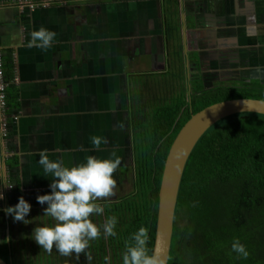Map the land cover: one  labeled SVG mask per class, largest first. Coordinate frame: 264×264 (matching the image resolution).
<instances>
[{
	"label": "crops",
	"instance_id": "0c3cea01",
	"mask_svg": "<svg viewBox=\"0 0 264 264\" xmlns=\"http://www.w3.org/2000/svg\"><path fill=\"white\" fill-rule=\"evenodd\" d=\"M57 1L32 13L0 11L13 80L1 151L18 186L9 206L22 196L34 211L47 207L36 200L51 191L40 150L68 167L115 152L118 187L135 135L163 107L187 104L196 80L204 89L264 86V0ZM41 26L57 34L52 46L27 47ZM92 136L104 138L99 149Z\"/></svg>",
	"mask_w": 264,
	"mask_h": 264
},
{
	"label": "trees",
	"instance_id": "16d2710c",
	"mask_svg": "<svg viewBox=\"0 0 264 264\" xmlns=\"http://www.w3.org/2000/svg\"><path fill=\"white\" fill-rule=\"evenodd\" d=\"M3 67L9 81L10 58ZM231 99L264 101V86L232 83L204 89L196 80L187 104L182 99L172 102L157 112L153 126L140 129L133 143L129 193L100 203L103 214L91 217L98 226L113 215L118 222L115 237L101 235L90 242V264H123L125 242L141 226L149 229L148 247L152 251L159 186L170 147L193 115ZM17 189L16 185L13 192ZM7 216L8 220L0 207V258L6 263L88 264L83 254L77 259L75 254L62 256L55 248L51 253L44 251L31 233L14 230L13 218ZM234 239L246 246L250 253L247 259L231 251ZM167 264H264V115L227 116L192 148L178 188Z\"/></svg>",
	"mask_w": 264,
	"mask_h": 264
},
{
	"label": "clouds",
	"instance_id": "9594fccd",
	"mask_svg": "<svg viewBox=\"0 0 264 264\" xmlns=\"http://www.w3.org/2000/svg\"><path fill=\"white\" fill-rule=\"evenodd\" d=\"M43 9L45 8L41 10ZM56 35L54 31L41 26L30 33L31 39L27 47L47 50L52 46ZM2 54L4 56L3 52ZM5 59L4 56V62ZM104 142L102 137H91V143L97 149ZM36 155L39 156L38 164L42 167L45 176H51L50 193L37 195L36 200L41 205H47L43 209L44 215L51 217L54 224L36 226L32 230L31 238L48 253L55 248L65 257L75 254L79 259L83 254L90 264L92 257L87 251L90 242L98 240L101 235L104 238L116 236L115 228L118 221L115 215L106 218L100 226L93 223L91 217L102 215L104 212V207L97 202L98 200H108L115 195L117 181L113 177L121 165V158L116 156L115 152L111 154L114 159H99L90 155L85 158V162L68 167L62 160L49 159L47 149L38 151ZM4 198L3 192H0V201ZM30 210L31 205L22 196L14 206L3 209L14 222L24 224L31 222L25 219ZM148 233L149 229L141 226L131 234L129 240L125 242V251L122 253L123 264H165L160 255L150 251ZM231 251L235 252L238 258L247 259L250 255L239 239L233 240Z\"/></svg>",
	"mask_w": 264,
	"mask_h": 264
},
{
	"label": "water",
	"instance_id": "95a60500",
	"mask_svg": "<svg viewBox=\"0 0 264 264\" xmlns=\"http://www.w3.org/2000/svg\"><path fill=\"white\" fill-rule=\"evenodd\" d=\"M237 113H257L264 115V101L252 99H231L212 104L193 115L183 126L169 149L161 176L158 192L156 232L152 251L167 264L173 217L178 188L186 160L203 134L221 119ZM9 236V230H5ZM0 264H9L0 258Z\"/></svg>",
	"mask_w": 264,
	"mask_h": 264
},
{
	"label": "built area",
	"instance_id": "2783aa9c",
	"mask_svg": "<svg viewBox=\"0 0 264 264\" xmlns=\"http://www.w3.org/2000/svg\"><path fill=\"white\" fill-rule=\"evenodd\" d=\"M60 1L57 0H0V11L2 10H14L20 14L32 13L33 11L41 10L42 8L49 7ZM4 56L0 50V192H3L4 199L0 201V207L2 209L7 208V196L13 192L16 188V184L13 179L12 171L5 163L6 153H2L1 147L6 138L7 132V116L6 109L8 106L7 90L10 87V83H13L12 73L10 80L6 79L4 70Z\"/></svg>",
	"mask_w": 264,
	"mask_h": 264
},
{
	"label": "rangeland",
	"instance_id": "374dc122",
	"mask_svg": "<svg viewBox=\"0 0 264 264\" xmlns=\"http://www.w3.org/2000/svg\"><path fill=\"white\" fill-rule=\"evenodd\" d=\"M8 97V96H7ZM132 169L129 171V169L126 171V173H123V180L120 179V181H125L124 184L119 182L118 184H121L120 186L116 187L115 189V197H122L129 193V186L130 183L129 180H132ZM109 200V199H108ZM107 200H98V203H104ZM26 220L31 221L28 224H24L23 222H14L13 223V229L19 231H26L32 234V230L36 226H49L48 223H50V226L54 224V221L51 217L45 216L43 211H34L30 210L29 214L25 217ZM19 233V232H18ZM2 235V230L0 229V237ZM15 241H17V237L14 235ZM32 256V255H30Z\"/></svg>",
	"mask_w": 264,
	"mask_h": 264
}]
</instances>
